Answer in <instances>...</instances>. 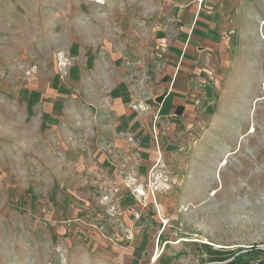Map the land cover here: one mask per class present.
I'll list each match as a JSON object with an SVG mask.
<instances>
[{"label": "rangeland", "instance_id": "1", "mask_svg": "<svg viewBox=\"0 0 264 264\" xmlns=\"http://www.w3.org/2000/svg\"><path fill=\"white\" fill-rule=\"evenodd\" d=\"M101 1L0 0V264H258L264 0Z\"/></svg>", "mask_w": 264, "mask_h": 264}, {"label": "trees", "instance_id": "2", "mask_svg": "<svg viewBox=\"0 0 264 264\" xmlns=\"http://www.w3.org/2000/svg\"><path fill=\"white\" fill-rule=\"evenodd\" d=\"M206 248L208 257L206 260L211 264H255L248 257L249 253L236 254L234 250H228L221 248H213L208 243H203ZM255 252L261 253L260 250ZM258 264H264V259L260 260Z\"/></svg>", "mask_w": 264, "mask_h": 264}, {"label": "water", "instance_id": "3", "mask_svg": "<svg viewBox=\"0 0 264 264\" xmlns=\"http://www.w3.org/2000/svg\"><path fill=\"white\" fill-rule=\"evenodd\" d=\"M165 96H166V93H163V94L157 96V97H156V101L159 102V103H161V102L163 101V99L165 98ZM182 110H183V107H182V106H179V107L177 108L176 112H177L178 114H180V113L182 112Z\"/></svg>", "mask_w": 264, "mask_h": 264}, {"label": "crops", "instance_id": "4", "mask_svg": "<svg viewBox=\"0 0 264 264\" xmlns=\"http://www.w3.org/2000/svg\"><path fill=\"white\" fill-rule=\"evenodd\" d=\"M196 22H197V19L194 21V26H195V24H196ZM193 28H195V27H193ZM179 35H181V34H179ZM194 35H196V33H192V34H190L189 36V39L187 40V39H185V41H187V43H189V41H190V39H192V38H194ZM182 36V35H181ZM181 36H179V39H182V37Z\"/></svg>", "mask_w": 264, "mask_h": 264}, {"label": "bare ground", "instance_id": "5", "mask_svg": "<svg viewBox=\"0 0 264 264\" xmlns=\"http://www.w3.org/2000/svg\"><path fill=\"white\" fill-rule=\"evenodd\" d=\"M93 1L102 2L101 0H93Z\"/></svg>", "mask_w": 264, "mask_h": 264}]
</instances>
